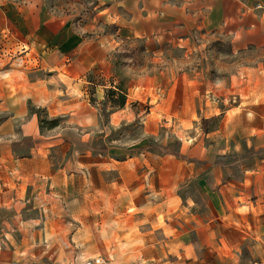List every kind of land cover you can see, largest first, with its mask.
<instances>
[{
    "label": "crops",
    "instance_id": "1",
    "mask_svg": "<svg viewBox=\"0 0 264 264\" xmlns=\"http://www.w3.org/2000/svg\"><path fill=\"white\" fill-rule=\"evenodd\" d=\"M217 37L229 41L232 53L264 52V0H0V264H62L47 253L42 236L59 226L55 214L67 206L45 200L54 197L52 184L67 179L57 175L61 169L54 176L50 150L60 149L65 168L68 120L84 127L93 118L89 85H95L97 98L101 87L125 89L124 106L109 111L119 121L143 114L127 108L129 96L154 101L143 118L155 125L168 117L185 122L223 114L199 139L185 141L179 156L148 152L139 163L129 156L130 172L143 168L144 183L150 178L159 195L153 209L161 208L155 214L176 230L162 240L177 247L178 261L189 248L193 260L228 261L253 245L254 264H264L263 67H235L240 71L230 73L231 81L252 83L250 91L219 95L211 72L188 71L184 62L155 57L134 67L117 60L138 45L160 54L166 43L193 55L212 48ZM90 74L104 82L93 84ZM200 96L237 99L208 114L215 103ZM32 108L58 118L57 125L40 127ZM94 117L98 121L99 113ZM190 183L194 193L182 197L178 189ZM31 212L40 218L27 217Z\"/></svg>",
    "mask_w": 264,
    "mask_h": 264
},
{
    "label": "rangeland",
    "instance_id": "2",
    "mask_svg": "<svg viewBox=\"0 0 264 264\" xmlns=\"http://www.w3.org/2000/svg\"><path fill=\"white\" fill-rule=\"evenodd\" d=\"M210 45L212 48L193 55H186L182 48L171 43L164 44L160 54L145 51L138 45L136 49L119 53L117 60L121 65L130 63L135 67L145 61L152 64L155 57L165 61L175 59L184 62L187 68L191 67L188 71L211 72L213 79L216 78V93L219 95L235 94L239 89L242 92L250 91L252 83L242 84L237 78L232 82L229 75L240 71L235 67L254 66L257 63L264 69V52L249 50L232 53L229 41L222 37L211 40ZM228 63L236 65H226ZM245 73L246 70H243ZM89 79L93 84L104 82L91 74ZM95 89V85L87 88L89 108L93 107V118L88 116L86 119L88 126L80 127L71 118L68 120V164L65 168L60 149L50 150L54 176L62 173L67 179L63 185L52 184L54 197L45 200L56 199L63 207L67 206L64 207L66 211L55 214V219L61 220L59 226L42 233L49 242L47 253L62 264H85L94 259L100 260L95 264H254L258 257L252 251L253 245L244 247L239 258L228 261L193 260L188 254L190 248L186 249L184 259L178 261L174 253L177 247L169 242L166 245L162 240L171 237L176 230L164 224L161 215L156 216L155 213H160L161 208L153 209L152 203H156L159 195L149 186L150 178L144 183L143 168L136 174L130 172L133 166H130L131 155L134 156L132 162L138 163L148 152L157 157L170 154L179 156L184 142L197 140L203 132L214 128L223 115L219 113L220 110L234 104L237 96H200L203 103L209 97L214 101L215 106L208 114L219 113L215 117L205 119L194 115L185 122L168 117L155 125L143 118L154 106V101H138L139 96H129L132 101L127 108L143 114L136 118L125 114L119 121V117L110 118V106L103 105L107 89L99 88V98ZM103 90L105 95L100 98ZM234 98L235 102L232 101ZM97 113L98 121L94 117ZM252 118L251 115L250 120ZM58 169L61 170L55 175ZM46 187H50V181ZM97 188L104 190L103 197L97 195ZM186 191L193 194L194 185L190 183L178 189L182 197ZM173 206L171 202L164 205V209ZM118 207L120 211L115 210ZM26 215L40 218L37 212ZM41 215L51 217L53 214L42 212ZM195 253L200 256L198 249Z\"/></svg>",
    "mask_w": 264,
    "mask_h": 264
},
{
    "label": "trees",
    "instance_id": "3",
    "mask_svg": "<svg viewBox=\"0 0 264 264\" xmlns=\"http://www.w3.org/2000/svg\"><path fill=\"white\" fill-rule=\"evenodd\" d=\"M126 102V91L121 85H116L115 88L110 87L106 90V98L104 99L103 105H109L110 108L123 107ZM32 110H35L32 108ZM38 114L40 127H54L58 123V118L47 119L42 116V110H35Z\"/></svg>",
    "mask_w": 264,
    "mask_h": 264
},
{
    "label": "built area",
    "instance_id": "4",
    "mask_svg": "<svg viewBox=\"0 0 264 264\" xmlns=\"http://www.w3.org/2000/svg\"><path fill=\"white\" fill-rule=\"evenodd\" d=\"M99 262H100L99 259H94L93 262H87V263H85V264H95V263H99Z\"/></svg>",
    "mask_w": 264,
    "mask_h": 264
}]
</instances>
